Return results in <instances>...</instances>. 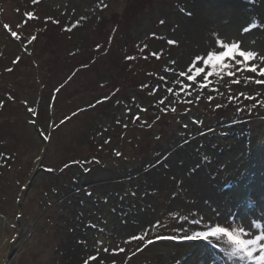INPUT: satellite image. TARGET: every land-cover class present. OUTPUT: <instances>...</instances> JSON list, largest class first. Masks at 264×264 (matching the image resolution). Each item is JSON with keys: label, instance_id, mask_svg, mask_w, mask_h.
I'll return each mask as SVG.
<instances>
[{"label": "rangeland", "instance_id": "374dc122", "mask_svg": "<svg viewBox=\"0 0 264 264\" xmlns=\"http://www.w3.org/2000/svg\"><path fill=\"white\" fill-rule=\"evenodd\" d=\"M0 6V264H84L89 257L88 264H129L120 249L138 245L133 236L169 235L182 226L178 216L190 213L231 217L234 226L264 222V109L257 99L227 98H264V85L230 83L224 74L210 77L218 91L165 90H179L171 69L185 71L193 57L216 48V36L264 54V27L243 31L264 25V0ZM245 77L264 79L247 72L238 78ZM35 120L48 140L35 132ZM22 197L28 204L20 207ZM156 221L161 226L152 230ZM210 257L204 243L149 247L130 264H211ZM216 264L230 262L221 255Z\"/></svg>", "mask_w": 264, "mask_h": 264}, {"label": "snow or ice", "instance_id": "6c2138e0", "mask_svg": "<svg viewBox=\"0 0 264 264\" xmlns=\"http://www.w3.org/2000/svg\"><path fill=\"white\" fill-rule=\"evenodd\" d=\"M35 3L36 0H33ZM191 15V13H188ZM25 15L29 18H35L33 13H25ZM79 24V21L76 22L75 27ZM255 27H264V25H257L253 23L248 27L244 28V32L251 31ZM3 28L7 30L10 35L20 40L21 37L16 31H12L10 25L4 24ZM67 30H71L68 28ZM36 39L35 36L29 38L28 43H31ZM175 41H169V44H175ZM216 48L206 50V52L202 55H196L189 62L188 67L185 71H180L178 73L175 72V69H171L175 73L177 77L180 79L173 81L178 86L179 90L173 89L171 87H166L165 90L169 93V95H181L182 93H187L188 96L192 95L191 89L195 87H199L201 91L205 88L211 87L210 85V77H222L224 74L229 77H234L233 83L240 84L243 83L247 86L250 82H254L257 84L264 85V79H256L252 80L251 77H245L243 80L239 79L241 73H254L260 77H264V66L258 67L254 61L259 60L261 65H264V54H259L254 50H245L241 43L236 41H227L226 39L219 38L216 36L215 39ZM100 45H97V49H99ZM143 51V49H141ZM152 56L159 58L158 53H151ZM146 58V57H145ZM126 60H133L135 57L126 56ZM20 57H17V62H19ZM173 64L175 61L172 62ZM12 69H8L11 71ZM170 69L166 68L165 71H169ZM71 79V77H69ZM160 81H162L165 85L168 84L166 77H158ZM187 81L184 83L183 81ZM197 81H202L197 83ZM143 87H148V85H142ZM159 90V85L153 87V90L149 93L150 95H155V93ZM59 92V89H56ZM213 91H218L217 89H213ZM240 97H243L246 100L255 101V97L249 96L244 92L239 93L238 95H232L229 93L227 97L229 101L239 100ZM199 99V95L196 97ZM108 99V97H104L103 100H98L97 103H103ZM209 100H212L213 97L209 96ZM168 97H162L158 104L165 105ZM189 103L192 101L189 100ZM255 106V103H253ZM261 106H264V101L261 102ZM220 107V105H217ZM162 110L167 111V108H163ZM175 111V108L171 109ZM238 111L241 109L238 107ZM29 112L33 115H36L35 110L29 108ZM130 111V110H129ZM141 111H146V109H141ZM76 113H73L75 116ZM70 119L68 117L65 120ZM134 119H139V116L134 117ZM159 119V117H157ZM65 121L62 120L61 124ZM36 122L33 121V124ZM43 139L48 140L49 136L44 135ZM117 156L120 153H116ZM0 158H3L2 154H0ZM39 159V158H38ZM75 162V161H74ZM69 165L65 164L64 168H67ZM49 171H53V169H49ZM178 220L182 225L179 228L173 229V235L171 236H163L157 234L156 240H172V241H192V240H200L206 242L208 246V251L211 253V264H216L217 259L222 255L227 261L232 264L233 261L239 262V264H264V222L260 219H252L250 223L245 226L243 223L233 225L231 222V217L227 220L221 217L214 218H205L200 213L188 214L178 216ZM183 225H187L184 227ZM160 222L156 221L155 224H150V228L155 230L157 227H160ZM90 227H95V225H90ZM252 229H256L258 231H252ZM147 235V231L142 233L140 236H133L131 239L139 240L141 243L144 242L145 236ZM154 243L153 240H147V244ZM123 251V249H120ZM138 251L140 249H137ZM107 251V249H105ZM94 259V257H89L84 261V264H88L89 260ZM177 264H181L180 261H177ZM202 264H208V261H203Z\"/></svg>", "mask_w": 264, "mask_h": 264}, {"label": "trees", "instance_id": "16d2710c", "mask_svg": "<svg viewBox=\"0 0 264 264\" xmlns=\"http://www.w3.org/2000/svg\"><path fill=\"white\" fill-rule=\"evenodd\" d=\"M3 10V7L2 6H0V12ZM10 12H8V13H6V14H9ZM6 14H3V19L5 20V21H7V22H10L8 19H7V17H6ZM6 22V23H7ZM12 23V22H11ZM233 77H229L227 80L230 82V83H233ZM253 80V79H252ZM226 81V80H225ZM234 84H236V83H234ZM250 86H254L255 88H257L258 87V84L257 83H254V82H250ZM255 98H256V95H255ZM257 100H259V108L260 109H264V106H261V102L262 101H264V98H256ZM255 99V100H256ZM250 107V106H249ZM44 166H42V165H39V170H42V168H43ZM47 169V168H46ZM43 172H46L47 174H50L51 173V171H49V169H47L46 171H43ZM24 187H25V189L27 188V185H25L24 184ZM24 189V190H25ZM22 199H23V197L21 198V200L19 201V205H20V207L21 206H26V204H28V201H27V199H25L23 202H22ZM26 212V211H25ZM23 217H22V212H21V219H22ZM28 221H29V219H28ZM28 221H23L24 222V224H22V226L23 227H27L28 229L29 228H31V226H30V222H28ZM172 234H174V233H170L169 235H163V236H171ZM152 235H155V237H156V234H152ZM146 236H151V234H148V235H146ZM155 237L154 238H147V239H145L144 240V242L143 243H139L138 245H136V246H133V247H130L129 249H127V250H129L128 252L126 251V250H124L123 249V251H121V255H124L128 260H130V263L132 262V261H134V259L135 258H137L138 257V255L139 254H141L145 249H147V248H149V247H162V248H164V247H171V248H174V249H177L178 247H182L183 245H195V244H198V243H201L200 241H172V240H156L155 239ZM149 239H151V240H153L154 241V243H152V244H147V240H149ZM137 249H140L139 251L137 250ZM129 263V264H130ZM124 264H128V262H124Z\"/></svg>", "mask_w": 264, "mask_h": 264}]
</instances>
